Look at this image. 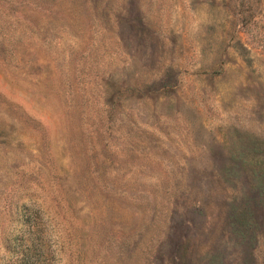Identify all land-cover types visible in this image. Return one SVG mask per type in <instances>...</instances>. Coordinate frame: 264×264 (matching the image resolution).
Wrapping results in <instances>:
<instances>
[{
    "label": "rangeland",
    "instance_id": "rangeland-1",
    "mask_svg": "<svg viewBox=\"0 0 264 264\" xmlns=\"http://www.w3.org/2000/svg\"><path fill=\"white\" fill-rule=\"evenodd\" d=\"M0 264H264V0H0Z\"/></svg>",
    "mask_w": 264,
    "mask_h": 264
}]
</instances>
